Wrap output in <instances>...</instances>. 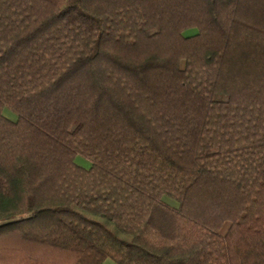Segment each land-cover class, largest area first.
I'll use <instances>...</instances> for the list:
<instances>
[{
	"label": "trees",
	"instance_id": "trees-1",
	"mask_svg": "<svg viewBox=\"0 0 264 264\" xmlns=\"http://www.w3.org/2000/svg\"><path fill=\"white\" fill-rule=\"evenodd\" d=\"M106 259L264 264V0H0V264Z\"/></svg>",
	"mask_w": 264,
	"mask_h": 264
},
{
	"label": "rangeland",
	"instance_id": "rangeland-1",
	"mask_svg": "<svg viewBox=\"0 0 264 264\" xmlns=\"http://www.w3.org/2000/svg\"><path fill=\"white\" fill-rule=\"evenodd\" d=\"M4 114L7 117H9L10 119H14V117H15V115L11 111H9L8 109H4ZM74 162L77 165L82 166L84 168H88L89 165H90L89 161H87L86 159H84V158H82L80 156H76ZM170 201L173 202L172 200H170ZM225 226L226 225H224L222 227L221 231H224L225 230ZM103 264H115V263L113 261H111L110 259H106Z\"/></svg>",
	"mask_w": 264,
	"mask_h": 264
},
{
	"label": "crops",
	"instance_id": "crops-1",
	"mask_svg": "<svg viewBox=\"0 0 264 264\" xmlns=\"http://www.w3.org/2000/svg\"><path fill=\"white\" fill-rule=\"evenodd\" d=\"M224 225H226V226H225V230H224V231H221V233H223V234H224V233L226 232V230L228 229V224L226 223V224H224ZM224 225H223V226H224Z\"/></svg>",
	"mask_w": 264,
	"mask_h": 264
}]
</instances>
